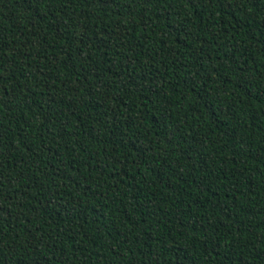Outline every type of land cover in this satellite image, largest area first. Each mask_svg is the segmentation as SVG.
Wrapping results in <instances>:
<instances>
[{"label":"trees","instance_id":"16d2710c","mask_svg":"<svg viewBox=\"0 0 264 264\" xmlns=\"http://www.w3.org/2000/svg\"><path fill=\"white\" fill-rule=\"evenodd\" d=\"M0 264H264V0H0Z\"/></svg>","mask_w":264,"mask_h":264}]
</instances>
